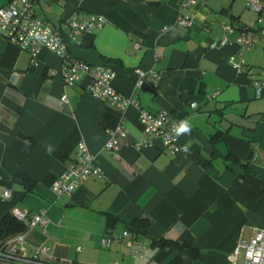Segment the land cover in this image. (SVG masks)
Returning <instances> with one entry per match:
<instances>
[{
	"label": "crops",
	"instance_id": "obj_1",
	"mask_svg": "<svg viewBox=\"0 0 264 264\" xmlns=\"http://www.w3.org/2000/svg\"><path fill=\"white\" fill-rule=\"evenodd\" d=\"M178 10L176 0H34L35 14L62 31L75 15L106 19L101 31L67 42V55L111 66L113 89L136 99L123 113L93 98L85 75L64 84V60L54 52L42 49L32 64L0 36V219L14 210L47 219L44 229L24 220L23 254L47 247L49 256L71 264H241L239 245L264 230V93L256 97L252 87L264 81V40L248 51L236 43L242 30H254L256 16L241 0H209L185 11L187 28ZM239 53L242 74L231 65ZM139 109L185 118L191 131L180 137L183 151L172 155L159 140L137 148ZM117 126L127 139L107 152ZM80 142L105 179L92 175L72 195L55 197L52 185ZM15 174L33 182V191ZM110 216L118 220L111 224ZM134 219L150 221L146 236L135 234L147 248L142 257L118 240L101 247L108 231L120 236ZM160 239L191 244L200 259L152 245Z\"/></svg>",
	"mask_w": 264,
	"mask_h": 264
},
{
	"label": "built area",
	"instance_id": "obj_2",
	"mask_svg": "<svg viewBox=\"0 0 264 264\" xmlns=\"http://www.w3.org/2000/svg\"><path fill=\"white\" fill-rule=\"evenodd\" d=\"M209 0H176L178 3V23L184 27H190L192 21L185 12L188 8L198 4H206ZM245 7L256 14V27L254 30H242L236 43L241 51H248L264 40V1L241 0ZM106 24V19L100 15L88 14L73 16L65 22V30L52 26L40 19L34 11V0H11L0 7V36L8 42L15 44L20 50L25 51L35 63L39 52L48 49L64 60V66L59 73L63 83L69 86L75 85L82 75L88 77L87 92L96 100L110 108H115L119 113L125 112L129 107L136 106V99L126 98L117 93L112 87V81L116 72L111 66L103 63L90 65L81 60L67 55V42L74 41L84 35H94L101 31ZM225 33H230V26H223ZM224 37L220 44H226ZM138 47V45H136ZM159 57V55H156ZM238 74L246 69L245 62L239 53V61L231 63ZM139 80L137 86L142 85V74L137 71ZM252 87L256 97L264 93V81H253ZM67 103L65 96L61 98ZM194 107L195 104H192ZM185 118L177 117L167 110L158 113H150L139 109L138 121L141 134L135 146L144 148L153 146L159 140L164 150L172 155L183 151L180 145L182 134L176 132L177 127ZM127 139L126 130L117 126L110 132V139L105 145L107 152H116L121 141ZM100 180L105 179V174L96 166L94 158L88 151L84 142L78 143L75 159L68 168L58 177L52 185L51 191L55 197L70 196L80 188L91 176ZM9 193L4 194L7 198ZM12 215L19 221H28V228H45L47 219L44 212L30 214L27 211L14 210ZM108 231L101 239V247L109 248L114 240L123 242L134 257L140 258L147 248L141 243L135 234L124 230L120 236L109 234ZM25 243L24 234H18L0 245V264H71L48 255L47 247L33 249L29 255L23 254L22 246ZM244 250V259L241 264H264V230H256L248 243H241ZM112 264H118L114 262ZM232 264H238L233 262Z\"/></svg>",
	"mask_w": 264,
	"mask_h": 264
},
{
	"label": "trees",
	"instance_id": "obj_3",
	"mask_svg": "<svg viewBox=\"0 0 264 264\" xmlns=\"http://www.w3.org/2000/svg\"><path fill=\"white\" fill-rule=\"evenodd\" d=\"M226 158L230 159L232 162L238 164L242 168H245L247 166L246 164L242 163L239 159H237L234 155L229 154ZM14 179L29 184L28 190L30 192L33 191L34 183L31 182L26 176L22 174H15ZM109 219L111 221V224L118 220L111 216L109 217ZM149 225L150 221L148 219H134L130 222H127L125 227L126 230L130 233L146 236ZM26 229L27 225L24 221L17 220L12 214L4 215L0 219V245L18 234H23ZM152 245H157L161 248H172L190 257L193 260L200 259L199 250L191 244L160 239L158 241H152Z\"/></svg>",
	"mask_w": 264,
	"mask_h": 264
},
{
	"label": "clouds",
	"instance_id": "obj_4",
	"mask_svg": "<svg viewBox=\"0 0 264 264\" xmlns=\"http://www.w3.org/2000/svg\"><path fill=\"white\" fill-rule=\"evenodd\" d=\"M191 131V125L189 124L188 121H182L179 126L176 129V132L178 134H185V133H190ZM185 151H187V147H185L184 149ZM51 151V150H50Z\"/></svg>",
	"mask_w": 264,
	"mask_h": 264
},
{
	"label": "rangeland",
	"instance_id": "obj_5",
	"mask_svg": "<svg viewBox=\"0 0 264 264\" xmlns=\"http://www.w3.org/2000/svg\"><path fill=\"white\" fill-rule=\"evenodd\" d=\"M247 12H249L250 14H252V13H251L250 11H248V10H247ZM253 15H254V14H253ZM255 16H256V14H255ZM122 229H123V228H122L121 226H119V227L116 229V231H117V232H120Z\"/></svg>",
	"mask_w": 264,
	"mask_h": 264
}]
</instances>
